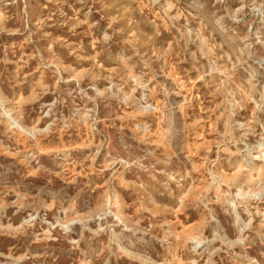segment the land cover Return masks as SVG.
<instances>
[{
  "label": "rangeland",
  "instance_id": "374dc122",
  "mask_svg": "<svg viewBox=\"0 0 264 264\" xmlns=\"http://www.w3.org/2000/svg\"><path fill=\"white\" fill-rule=\"evenodd\" d=\"M0 264H264V0H0Z\"/></svg>",
  "mask_w": 264,
  "mask_h": 264
},
{
  "label": "bare ground",
  "instance_id": "6f19581e",
  "mask_svg": "<svg viewBox=\"0 0 264 264\" xmlns=\"http://www.w3.org/2000/svg\"><path fill=\"white\" fill-rule=\"evenodd\" d=\"M248 169V168H247Z\"/></svg>",
  "mask_w": 264,
  "mask_h": 264
}]
</instances>
